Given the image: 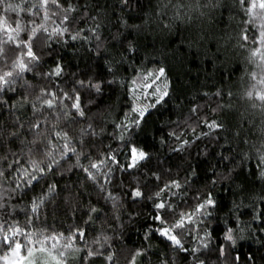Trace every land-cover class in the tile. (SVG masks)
<instances>
[{
    "label": "snow or ice",
    "instance_id": "obj_1",
    "mask_svg": "<svg viewBox=\"0 0 264 264\" xmlns=\"http://www.w3.org/2000/svg\"><path fill=\"white\" fill-rule=\"evenodd\" d=\"M135 4L137 9L142 11L140 0H135ZM117 6L120 9L117 24L127 34L122 35L118 30L116 34L108 37L105 36L104 29L106 23L111 21L107 15V8L102 9L99 4L90 6L81 3L80 0H36L30 4L28 0H22V3L16 4L10 0H0V10L4 13L0 15V116L7 113L9 117L0 122L2 264H73V261L75 264H89L92 258H102L104 264H118L116 253L112 251L113 238L103 229L97 232L91 242L87 240V226L99 219V210L91 202L83 205L80 202L83 193H74L71 188L62 189L66 192L64 203L70 207L73 215L77 211L82 212L83 227L73 224L64 232L49 231L37 225L46 204L56 194V183H48L46 190H42L39 196L30 201L27 210L24 211L26 217L24 225L7 219L17 211V206L12 203L13 199L17 198V193L22 200L28 190L34 189L35 185L49 174H57L69 161L75 162L68 164L65 171L79 169L83 172L85 179L99 189L100 198L112 200L114 208L118 206L117 198L106 187L112 182L113 173L118 169L131 175L133 170L145 169L144 183L130 185L125 193L134 203L150 202L153 212L151 218L158 226H150L149 231L145 233V240L153 233L158 234L174 250L189 253L192 256V264H206V261L200 259L197 254L201 248L209 249L212 243V230L205 221L210 220L214 210L219 208L214 195L216 185L239 175L237 169L242 171L245 164L253 158L256 160V171L253 175L264 181V128H262L259 144L249 143L247 139L242 141L248 145V150L240 154L239 160L230 156L220 157L221 161L227 162L224 164V171L213 170L210 176L206 175L203 188H193L200 173L191 164L185 169L183 178L178 175L173 177L169 168L168 179L161 183L162 174L145 163L151 160V155L138 145L135 134L147 123L151 110L158 109V106L162 107L171 98V81L163 66L148 70L143 76L134 69L136 75L129 82L131 87L123 80H119L121 86L132 96L131 115L125 113L123 120L115 124V128L120 130L116 139L122 144L121 152L126 162H120L118 156L121 152L114 151L111 145L108 146L107 152L101 154L103 158L98 156L96 160H91L92 145L95 143L92 138L98 133L95 130L96 118L89 116V113L92 107L97 106L96 98L103 95L105 86L118 82L119 68L128 59L127 53H134L137 50L135 38L129 37L133 33L138 37L154 21L163 29H170L176 21L189 22L193 12L204 16L206 13L203 9L223 6L232 10L239 7L243 27L235 37L236 46L247 52V62L253 65V70L248 75L250 80L254 81L243 92L241 100L254 110L253 115L258 111L264 121V0H232L231 5H222L221 0H208L206 4H201L199 0L194 4H185L183 0H166L157 4L152 13L136 17L130 15L133 11V0H118ZM22 12H27L31 19L23 22L20 15ZM8 13L16 14V18L11 22L7 17ZM165 19L167 23L164 22ZM130 20L139 22L130 23ZM253 28L256 31L250 36ZM68 40H79L82 44L94 45L98 57L102 54V48L104 53H107L109 48L115 47L109 40L119 41L122 51L117 54L120 58L108 59L105 56L107 60L105 68L112 79L106 80L99 74L88 73H72V78L68 79L61 60H57L53 67L45 70L47 63L45 58L52 57L53 44L67 43ZM88 51H92V48L89 47ZM26 73H31L34 79H39L41 86L34 87L25 78ZM138 80L141 82L139 95L136 88ZM17 85L24 91L19 100L13 101L8 93L15 94ZM144 89L151 91L145 95ZM148 95L152 97V101L142 103L141 97L147 99ZM216 95L222 96L223 93L217 91ZM227 95L231 97L233 94L228 92ZM231 107V104H218L217 108L211 111L216 113L218 110L223 111ZM27 110H30V116L26 115ZM199 113L200 107L194 105L189 109L188 116L171 122L175 124V128L169 131L167 136L176 144L170 148L171 152L183 153L192 146L193 141L184 138L185 127L193 133L195 140L225 128L222 120L216 118L209 120ZM193 119L196 121L195 126L189 123ZM248 119L252 120L253 116H249ZM200 124L208 131H201L196 135ZM176 129L181 131L178 132ZM236 135L239 136L240 133L237 132ZM160 144L167 145V139L161 137ZM82 159L89 160V164L81 163ZM105 167L108 168L107 172L102 171ZM150 183L154 186L149 187ZM177 196L181 197L179 201ZM260 200L261 204H264V197ZM233 207L239 209L240 206L234 203ZM114 219L118 220L119 217L115 216ZM253 222H258L261 225L258 231L264 233V207L254 212ZM245 231L246 229L239 227V224L237 228L225 226L222 233L224 243H219L218 247L213 249L218 262L240 264L239 252L235 255L232 253L238 242L246 238ZM186 238L199 241V247L191 249L186 247L184 243ZM78 242H82V246ZM147 253L146 247L129 252L125 258L126 264L138 262L144 264ZM253 259L249 254L246 257V264ZM161 264L169 262L165 260Z\"/></svg>",
    "mask_w": 264,
    "mask_h": 264
},
{
    "label": "trees",
    "instance_id": "obj_2",
    "mask_svg": "<svg viewBox=\"0 0 264 264\" xmlns=\"http://www.w3.org/2000/svg\"><path fill=\"white\" fill-rule=\"evenodd\" d=\"M12 3L20 4L22 0H10ZM36 0H28V3H34ZM81 3H87L90 6L99 4L101 8H107V15L111 23H106L104 29L105 36L110 37L118 32L126 35L124 29L119 28L117 24V14L120 12L118 0H80ZM166 2V0H140V9H137L135 0H133V11L130 13L133 17L137 15H147L152 13L157 4ZM185 4H194L196 0H183ZM201 4H206L208 0H199ZM222 5H231L232 0H221ZM90 11L92 8L90 7ZM206 13L199 16L197 13H191L192 19L189 22L181 23L176 21L170 29H163L162 26L154 21L145 31L137 37L135 33L129 38H135L137 50L134 53H127L128 59L119 68L118 82L105 86L102 96L96 98L97 106L92 107L89 116L96 118L95 130L98 133L92 139L91 160H96L98 156L103 158L102 153L107 152L108 146L114 151L121 152L122 144L116 139L120 130L115 128L123 120L124 114L130 113L132 96L119 80L129 84L138 70L143 73L148 70L157 69L163 66L166 69L169 80L171 81V98L168 103L158 109H152L151 115L147 117V123L142 130L137 131L135 139L140 147H143L151 155V160L145 163L154 171L162 174V181L168 179L167 172L171 169L173 177L177 175L183 178L185 169L191 164L200 173L193 188H203L205 176H210L212 171H224L226 161H221L220 157L230 156L240 159V154L248 150V145L242 141L247 139L249 143L259 144L261 142V129L264 128V121L259 116L258 111L253 115L254 110L248 103L241 100L243 92L249 87L251 81L248 73L253 70V65L247 62V52L236 46L235 37L243 27L241 24L242 13L237 6L229 10L227 7L216 9H203ZM4 13L0 10V15ZM23 22L31 19L27 12H22ZM171 16V11L168 13ZM10 22L16 18L15 13H8ZM39 22V18H37ZM130 23L139 22L130 20ZM167 23V19L164 20ZM87 27V25H84ZM256 31L253 28L249 35ZM231 37L232 39H229ZM115 45L104 53L101 49V55H96L94 45L82 44L81 41L68 40L67 43L53 44V55L51 58H45L47 68L53 67L57 60L65 66V74L68 79L72 78V73L99 74L106 80L112 79L107 73L105 64L108 59H119L117 54L122 51L119 41H111ZM89 47L92 51H88ZM126 47V44H125ZM25 78L34 86L40 87L41 81L34 79L31 73H26ZM141 85L138 80L136 88ZM129 87L131 85L129 84ZM23 89L17 85L15 94L8 93L13 101L20 99ZM217 91L223 93L217 96ZM228 92L233 95L229 97ZM207 94V95H205ZM152 101V98L150 99ZM87 103V99H85ZM218 104H231V108L223 111L218 110L213 113L211 109L217 108ZM179 105V107H177ZM197 105L200 107V113L209 120L216 118L225 123L222 131L213 133L210 136L201 137L195 140L193 133L185 127V139L193 141L192 146L183 153L171 152L170 148L175 147V142L168 138L169 131L175 128V122L189 115V109ZM26 115H31L30 110ZM253 116L252 120L248 117ZM7 113L0 116V122L7 120ZM193 126L196 125L195 119L189 121ZM87 125L85 124L84 127ZM78 131V127L76 129ZM181 131V129H176ZM201 131L207 132L208 129L200 124L197 127L196 135ZM240 135L237 136L236 133ZM126 138H127V134ZM165 137L167 145H161L160 139ZM218 137V138H217ZM126 151V150H125ZM121 163L126 162L123 152L118 156ZM75 161H69L55 175L49 174L45 179L36 184L34 189L28 190L23 199L14 198L12 203L17 206L16 213L7 219L18 221L24 225L26 217L24 211L27 210L30 201L46 190L48 183H56V194L50 198L46 204L38 226L47 228L49 231L66 232L70 225L76 224L83 227L81 219L82 212L77 211L73 215L70 207L64 203L66 192L65 188H71L72 191L83 193L80 202L88 205L89 202L95 204L99 210V219L87 226V240L91 242L93 237L103 229L113 238L112 251L116 253L118 264H126V256L129 252L137 248H148L147 256L144 258V264H161L162 261H168L169 264H192V256L189 253L174 250L169 243L158 234H152L145 240V233L149 231L150 226L156 227L157 224L152 220V209L150 202L140 201L134 203L125 193L130 185L137 182L144 183L143 176L145 169L133 170L132 174L120 172L118 169L113 173L112 182L106 185L107 189L115 196L117 207H113L112 200L100 198L99 189L91 181H87L83 172L76 169L72 172L65 171L68 164ZM89 160L82 159L81 163L89 164ZM112 167H115L112 165ZM231 167V165H229ZM102 171L107 172L105 167ZM256 171V160L253 158L247 162L242 171L237 169L239 175H234L230 181H224L216 185L214 192L218 200L219 208L214 210L213 217L205 221L208 228L212 230V243L209 249L201 248L197 254L200 259L206 261V264H223L217 261V254L213 249L218 247L219 243H224L222 233L227 225L228 227L245 228V239L238 242L233 255L239 252L240 264H246V257L251 254L253 261L247 264H264V233L259 232L261 225L253 222V214L259 211L264 204H261V197H264V181H261L253 173ZM123 181V183H121ZM103 182V178H101ZM154 184L150 183L149 187ZM7 187V185H5ZM243 189V191H241ZM191 196V193H189ZM177 196V201L180 200ZM238 204L239 209L233 205ZM118 216L119 219H114ZM86 219V217H85ZM251 225V227H248ZM31 230V229H30ZM200 235H203L201 231ZM186 247H199V241L186 238L184 240ZM82 246V242H78ZM0 249V254H2ZM73 264L75 262L73 261ZM89 264H104L102 258H92ZM139 264V262H138Z\"/></svg>",
    "mask_w": 264,
    "mask_h": 264
},
{
    "label": "rangeland",
    "instance_id": "obj_3",
    "mask_svg": "<svg viewBox=\"0 0 264 264\" xmlns=\"http://www.w3.org/2000/svg\"><path fill=\"white\" fill-rule=\"evenodd\" d=\"M149 83H150V81H149ZM140 88H141V85L137 87V95L140 94ZM150 91H151V89H144L145 95H147ZM151 98L152 97L150 95H148L147 99H144L143 97H141V101H142V103L147 104V103L151 102L150 101ZM0 264H2V262H0Z\"/></svg>",
    "mask_w": 264,
    "mask_h": 264
}]
</instances>
